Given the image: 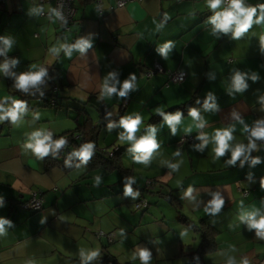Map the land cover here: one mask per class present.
Instances as JSON below:
<instances>
[{
	"label": "crops",
	"instance_id": "1",
	"mask_svg": "<svg viewBox=\"0 0 264 264\" xmlns=\"http://www.w3.org/2000/svg\"><path fill=\"white\" fill-rule=\"evenodd\" d=\"M103 1L100 14L95 1L77 0L75 25L68 34L61 31L56 17L41 16L53 13V3H0V38L11 42L0 54V65L8 63L6 71L0 70V108L10 109L25 94L52 96L55 90L64 107H47L44 101L34 99L23 102L16 122L4 126V120L0 122V219L7 221L0 232V264H132L131 259L112 258L110 242L96 235L117 228L110 221L112 209L132 206V201L148 194L168 203L173 218L176 208L166 197L181 203L189 221L197 225L202 221L216 229L217 251L205 256L206 264H229V260L262 264L264 238L241 216L256 213L257 220L264 216V138L251 136L254 128L264 126V22L253 23L235 38L234 31L213 35L210 18L224 6L212 10L206 0ZM118 1H125L126 6L117 8ZM261 4L264 0H244L245 7H257L254 20L260 15ZM81 41L90 46L81 51L77 47ZM165 48L166 55L161 51ZM156 65L165 73L149 77ZM41 70L46 75L38 85L26 92L15 87L21 74ZM178 73L186 74L185 82L170 83L169 74ZM238 73L247 85L240 90L233 86ZM125 81L132 87L121 97ZM106 82L116 92L108 95ZM195 93L209 100V107L198 112L199 119L180 120L175 135L166 121L152 123L155 116L186 103ZM91 95H98L107 108L105 121L88 104ZM137 116L141 124L136 140L149 135V126L156 129L159 147L147 165L134 161L133 157L140 155L129 151L134 141L120 139L126 131L121 119ZM101 121L99 149L104 153L120 149L123 168L130 174L126 182L118 172L91 169L86 164L69 170L47 169L45 156L41 159L25 147L33 133L78 136L84 125L97 128ZM201 123L203 126L197 127ZM110 124L114 125L111 129ZM188 127L190 132L185 131ZM217 130H232L229 148L218 159L213 151ZM201 135L208 141L203 151L198 147L204 144L198 138ZM185 137H193L196 143H182ZM253 143L255 147L250 148ZM237 146L244 152L230 164ZM146 180L157 183L155 192L145 191ZM245 190L248 196L243 194ZM34 192L41 196L43 209L31 213L20 208ZM217 195L224 204L218 211H205ZM163 216L161 211L153 212L147 218L155 221L144 222L172 230L166 229L165 222L159 223ZM172 222L171 226L187 227L177 218ZM130 239L121 242L129 252L150 243L146 236ZM199 245L190 246L185 260L176 255L163 257L168 264H190V255ZM93 251L98 255L85 261L81 253Z\"/></svg>",
	"mask_w": 264,
	"mask_h": 264
},
{
	"label": "clouds",
	"instance_id": "2",
	"mask_svg": "<svg viewBox=\"0 0 264 264\" xmlns=\"http://www.w3.org/2000/svg\"><path fill=\"white\" fill-rule=\"evenodd\" d=\"M207 6L212 9H218L220 8L224 3L225 0H206ZM5 4V3H4ZM260 9V15L258 18L254 20V17H256L257 13V7H245L244 6V0H227V7L223 8V10L215 12L213 17L210 18V23L214 25L213 28V35H215L219 31L228 32V31H234V37L239 38L242 34L247 32L250 27H252L253 23L260 24L261 22H264V4H261L258 6ZM59 16V13H57ZM3 40V43L5 45V48L0 49V54H3V52L11 46V42L8 39L0 38ZM261 41L264 43V35L261 36ZM87 41H81L77 47L83 51L86 47H89ZM70 51V50H69ZM162 52L165 53L167 49H161ZM8 69V63L5 62L3 65H0V70L6 71ZM46 75V72L44 70H41L37 73H31V74H21L17 77L15 87L17 89L24 90L25 92L29 89L30 86H36L39 83L42 82V77ZM255 79V77H253ZM233 86L237 89H243L247 87V85L244 83L243 77L238 73L233 82ZM132 87V84L129 81H125L123 85V90L119 92V95L121 97L125 96L127 93V90ZM105 92L110 95L113 92H116V89L108 88L107 82L105 83ZM24 108V103L21 101H16L14 103V107L11 109H3L0 108V122L5 120L8 117H11V120L13 122H16L18 119V113ZM159 112L160 110L157 109ZM163 114V113H161ZM194 119H199V113L192 109L189 113ZM166 123L169 125V127L172 130L173 135L176 134L177 131V124L180 123L181 115L180 113H177L176 115H165L164 117ZM117 123V121H115ZM141 124V118L136 117H126L122 118L120 121V125L126 130L125 133H122L120 135L121 140H127V141H134L132 148L129 149L130 152L134 153H140V155H135L133 157L135 162L138 163H144L145 165L148 164L149 158L151 157L154 150H156L159 145L155 139V132L156 129L152 126H149V135L141 137L139 140H136L135 133L138 131L139 125ZM203 124H198L197 127H202ZM109 129L114 127V125L110 124ZM186 132L191 131V127H188L185 129ZM232 130H217L214 136V142L215 147L213 151L215 152V158L218 159L219 157L223 156L225 154V151L229 148V143L232 139ZM244 131H248V128L245 127ZM251 136L256 138H264V126H257L251 131ZM199 139L204 140V144L198 146L201 151H203L204 145L207 144V139L202 135L198 137ZM50 141V135H44L41 137V134L39 132L33 133L31 137V142L27 143L25 145L26 148L32 149V151L39 157L43 158L49 153V150H55L62 147L66 141L64 139H59L55 141L54 143L48 142ZM93 144H86L83 146V148L75 153L84 162H87L92 154ZM255 144H251L250 148H254ZM244 148L242 146H237L232 150V157L229 161L230 164H234L237 159L240 158V156L243 154ZM179 153H177L178 155ZM257 160H254L253 163H257ZM173 169L176 168L175 165H170ZM97 181H99V178H97ZM262 186H264V181H262ZM127 192L131 193L132 189L131 187L127 188ZM191 189H189V192L187 193L190 195ZM224 204V200L219 198L217 195L216 198H214L210 202V208L205 209V211H218L221 206ZM241 220L247 221L249 228H255L257 229V236L264 238V216H261L260 219H256V213L248 214V215H242ZM7 223V221L0 219V232H3L4 228L3 225ZM82 256H84L85 261L93 259L95 256L98 255L97 252L93 251L90 254L85 255L83 252L81 253ZM140 258L143 262V264H147V261L150 259V253L147 250H143L139 253ZM229 264H235L234 260H229ZM242 264H248L247 260L242 261Z\"/></svg>",
	"mask_w": 264,
	"mask_h": 264
},
{
	"label": "trees",
	"instance_id": "3",
	"mask_svg": "<svg viewBox=\"0 0 264 264\" xmlns=\"http://www.w3.org/2000/svg\"><path fill=\"white\" fill-rule=\"evenodd\" d=\"M49 73L50 72L47 73V76H50ZM50 79L51 78L49 77V82H51ZM56 93L57 90L52 93V96H49L47 93H36L35 94L36 96L25 94V96H22L21 102H29L34 99H39L44 101L45 106L47 107H52V108L58 107V109L61 107L63 109L64 107L61 106L62 104L56 98L57 97ZM88 104H90L99 113L102 121H105L107 119L108 110L103 105L98 95H91L88 99ZM13 107L14 105H12L10 109ZM208 107H209V100L201 96L200 93H195L193 97L186 103L178 105L174 108H171L163 112V114H159L155 116L152 119V123L157 124L161 121H165L164 119L165 115H176L177 113H180L181 115L180 120H182L186 117L191 116L189 113L192 109H195L197 112H200ZM102 121L100 122L97 128H94L93 125L90 124L84 125L85 127L80 132H78L80 133L79 135H81L80 136L81 140L76 139V133L67 134V135L63 134L60 136H56L52 133L53 135H52V139L50 140V143H54L59 139H64L66 143L63 146L66 147V149H64L63 151L59 149H55V150L50 149L49 153L45 156L44 159L46 168L51 169L53 167H61L63 169L69 170L78 165L86 164L91 169L103 168L108 170L109 172H118L122 175V180H121L122 182L128 181L130 179V174L128 173V170L123 168L122 152L120 151V149L116 148L108 153L101 152L99 149L98 137H99L100 129L104 125ZM6 122L8 124L14 123L11 120V117H8ZM0 131H1V127H0ZM86 144H93L94 147L92 149V154L90 158L88 159L87 162H84L81 159V157H79L75 153L80 151L83 148V146ZM110 155H112V157ZM152 182H153L152 183L153 189H150L147 185L145 186V191L147 193L155 192V188L157 187V184L155 183V181ZM166 198L168 199V201L172 202L173 206H175L177 213L179 215L178 220L182 224L190 227L196 233H199L201 236V242L199 247L195 250V252H193L190 255V264H206L204 261L205 256L217 251L218 232L213 226L207 225L202 221L198 225L189 221L182 213L183 207L181 203L178 202L177 200L171 199V197H166ZM142 200L147 201L145 197H142L139 199V201L135 203V206L139 204ZM149 207L150 204L148 203V207L140 211H146L149 209ZM31 213H35V212H31ZM107 260L108 259H104V261ZM109 264H117V263L115 261L114 262L111 261L109 262Z\"/></svg>",
	"mask_w": 264,
	"mask_h": 264
},
{
	"label": "rangeland",
	"instance_id": "4",
	"mask_svg": "<svg viewBox=\"0 0 264 264\" xmlns=\"http://www.w3.org/2000/svg\"><path fill=\"white\" fill-rule=\"evenodd\" d=\"M6 120L7 118L2 123V126L9 125ZM149 181L153 180H146L145 186ZM146 199L150 204L149 209L146 211H137L135 209L136 200L132 201L134 203L132 206L123 205L115 209L111 208L110 221H114L117 228H111L108 232L109 234L105 233L107 237L103 238L105 241H110V256L125 260L131 259L133 261L132 264H143L139 253L147 250L150 253V259L147 261V264H168L167 258L163 257L164 255L170 257L176 255L179 260H185L190 246L195 245L196 248L200 244V234L188 226L184 229L179 226H171L173 224L172 221L179 218L177 210L175 209L177 216L173 218V209L168 207V203L162 201L157 195L148 194L146 195ZM157 211H161L164 214L163 219L165 217L164 220L161 218L159 223L165 222L166 229L172 230L167 231L164 227L161 228L158 223L153 226L154 228L152 225H146L144 221L150 222L154 220H148L147 216L152 215L153 212L157 213ZM195 218L198 219V216ZM151 228H153V232L148 234L147 231ZM140 235L146 236L150 243L140 245L137 249H131L130 252L121 244V242H127L130 238L139 237Z\"/></svg>",
	"mask_w": 264,
	"mask_h": 264
},
{
	"label": "built area",
	"instance_id": "5",
	"mask_svg": "<svg viewBox=\"0 0 264 264\" xmlns=\"http://www.w3.org/2000/svg\"><path fill=\"white\" fill-rule=\"evenodd\" d=\"M76 1L77 0H40V4H41L40 6H42L46 3H53L54 4L53 13H44L43 12V13H41V16L44 18L56 17L61 31L64 34L71 33L73 31L72 29L75 25V16H76L75 4H76ZM93 1H95V3L97 4L99 13L102 14L104 1L103 0H93ZM0 3L4 4L5 0H0ZM116 5H117V8L122 9L126 6V2L125 1H118ZM223 6H224V8L227 7V0H225V3L223 4ZM57 13H59V16L57 15ZM156 73L164 74L165 71L161 68V66L156 65L155 71L150 72L149 77L153 76ZM185 80H186V74L185 73L169 74L170 83L183 84L185 82ZM124 107H126V106H123V108ZM45 135H50V140L52 139L53 134L51 132H48ZM80 136L81 135L76 136V139L81 140ZM48 142H50V141H48ZM185 142H187L189 144H195L196 143V141L193 137H185L184 139H182V143H185ZM64 149H66V147H64V146L59 148V150H62V151ZM110 156L112 157V155H110ZM152 183H153L152 181L147 182V186L150 189H153ZM243 194L245 196H248L249 191L245 190V191H243ZM147 207H148L147 201L142 200L139 204H137L135 206V209L137 211H140V210L145 209ZM20 208L27 210V211L35 212V213L40 212L43 209V200L37 192H34L31 195V199L28 202L22 204L20 206ZM96 236H97V238H100V239L107 237V235L103 232L98 233ZM108 238H109V236H108ZM262 264H264V260L262 261Z\"/></svg>",
	"mask_w": 264,
	"mask_h": 264
}]
</instances>
